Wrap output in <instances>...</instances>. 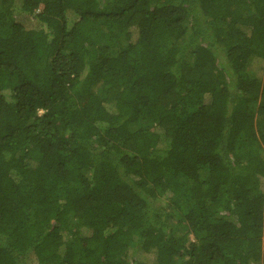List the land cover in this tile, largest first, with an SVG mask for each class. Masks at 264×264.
Instances as JSON below:
<instances>
[{
	"label": "trees",
	"instance_id": "trees-1",
	"mask_svg": "<svg viewBox=\"0 0 264 264\" xmlns=\"http://www.w3.org/2000/svg\"><path fill=\"white\" fill-rule=\"evenodd\" d=\"M259 263L264 0H0V264Z\"/></svg>",
	"mask_w": 264,
	"mask_h": 264
},
{
	"label": "rangeland",
	"instance_id": "rangeland-1",
	"mask_svg": "<svg viewBox=\"0 0 264 264\" xmlns=\"http://www.w3.org/2000/svg\"><path fill=\"white\" fill-rule=\"evenodd\" d=\"M182 232H183V233H186V231H185V230H182ZM259 264H261V263H259Z\"/></svg>",
	"mask_w": 264,
	"mask_h": 264
}]
</instances>
